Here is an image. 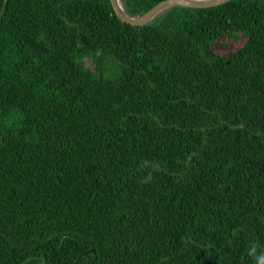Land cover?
I'll return each instance as SVG.
<instances>
[{"label": "trees", "instance_id": "obj_1", "mask_svg": "<svg viewBox=\"0 0 264 264\" xmlns=\"http://www.w3.org/2000/svg\"><path fill=\"white\" fill-rule=\"evenodd\" d=\"M160 1L121 3L140 16ZM253 248L264 0L175 5L143 25L110 0H7L0 264H256Z\"/></svg>", "mask_w": 264, "mask_h": 264}, {"label": "water", "instance_id": "obj_2", "mask_svg": "<svg viewBox=\"0 0 264 264\" xmlns=\"http://www.w3.org/2000/svg\"><path fill=\"white\" fill-rule=\"evenodd\" d=\"M226 1L228 0H162L140 16H131L127 14L123 8L121 0H110V3L112 5L115 14L119 19L126 21L132 25H143L148 21H150L160 12L175 5H180L185 7L206 8V7H213L220 5ZM6 3L7 0H4L0 10V21L3 17Z\"/></svg>", "mask_w": 264, "mask_h": 264}, {"label": "rangeland", "instance_id": "obj_3", "mask_svg": "<svg viewBox=\"0 0 264 264\" xmlns=\"http://www.w3.org/2000/svg\"><path fill=\"white\" fill-rule=\"evenodd\" d=\"M238 45H240V44H236V43H233L232 45H231V47H228V45H222V44H220V45H217L216 47V49L217 50H219V51H222V52H225V53H227V52H231L233 49H235L236 47H238Z\"/></svg>", "mask_w": 264, "mask_h": 264}, {"label": "clouds", "instance_id": "obj_4", "mask_svg": "<svg viewBox=\"0 0 264 264\" xmlns=\"http://www.w3.org/2000/svg\"><path fill=\"white\" fill-rule=\"evenodd\" d=\"M249 255H252L256 259V264H264V253H261L259 256H256L255 248L249 251Z\"/></svg>", "mask_w": 264, "mask_h": 264}]
</instances>
